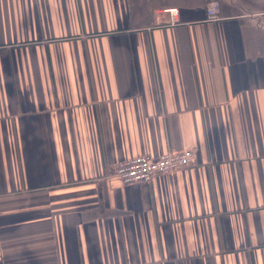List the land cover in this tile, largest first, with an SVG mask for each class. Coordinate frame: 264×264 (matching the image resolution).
Wrapping results in <instances>:
<instances>
[{
  "label": "crops",
  "instance_id": "obj_1",
  "mask_svg": "<svg viewBox=\"0 0 264 264\" xmlns=\"http://www.w3.org/2000/svg\"><path fill=\"white\" fill-rule=\"evenodd\" d=\"M0 264H264V0H0Z\"/></svg>",
  "mask_w": 264,
  "mask_h": 264
},
{
  "label": "built area",
  "instance_id": "obj_2",
  "mask_svg": "<svg viewBox=\"0 0 264 264\" xmlns=\"http://www.w3.org/2000/svg\"><path fill=\"white\" fill-rule=\"evenodd\" d=\"M164 13L173 17L172 23L174 24L179 10L167 9ZM207 14L208 21H219L220 3L211 1L207 7ZM195 161L196 153L193 149L167 152L157 157L146 154L119 162L111 168V176L119 178L125 186L149 183L158 176L171 175L189 168Z\"/></svg>",
  "mask_w": 264,
  "mask_h": 264
}]
</instances>
